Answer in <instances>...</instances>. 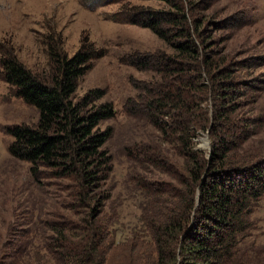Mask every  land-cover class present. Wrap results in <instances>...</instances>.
Masks as SVG:
<instances>
[{
    "label": "trees",
    "instance_id": "trees-1",
    "mask_svg": "<svg viewBox=\"0 0 264 264\" xmlns=\"http://www.w3.org/2000/svg\"><path fill=\"white\" fill-rule=\"evenodd\" d=\"M114 1L87 7L94 11ZM153 1L169 5L162 19L157 16L161 12H146L147 20L138 19L143 12L133 9L128 20L154 29L167 43L171 35L175 56L156 70L160 88L147 90L137 110L125 106V112L145 117L159 143L172 145L181 163L165 161L152 141L126 149V157L137 165L128 180L142 196L140 236L130 243L128 264H264V244L257 242L260 220L254 217L264 209V153L243 150L260 121L243 112L247 101L240 98L249 83L240 84L234 70L241 64L226 55L202 54L190 33L187 10L174 0ZM161 22L168 27L164 33L157 30ZM198 26L195 31L202 38ZM41 43L49 58L48 73L41 78L10 49L0 47L1 80L38 114L34 126L6 128L12 139L8 153L30 163L33 176L46 169V178L60 181L57 187L69 202L65 208L83 215L86 230L75 235L76 242L59 231L45 245L51 258L58 264H105L109 251L118 247L113 246L111 222L96 221L101 200L110 197L103 188L113 169L105 149L112 130L102 131L100 125L116 112L111 102H102L105 93L100 89L75 101L78 80L103 52L83 41L68 57L61 39L49 35ZM144 60L132 65L144 68ZM204 134L210 141L208 152L197 148ZM19 250L21 246L14 252Z\"/></svg>",
    "mask_w": 264,
    "mask_h": 264
},
{
    "label": "rangeland",
    "instance_id": "rangeland-1",
    "mask_svg": "<svg viewBox=\"0 0 264 264\" xmlns=\"http://www.w3.org/2000/svg\"><path fill=\"white\" fill-rule=\"evenodd\" d=\"M107 1L0 0V47L10 49L39 78L49 70V58L41 43L49 35L61 39V48L68 57L79 50L83 41L103 52L78 80L75 101L89 90L100 89L105 93L102 102H111L116 112L114 119L100 125L102 131L112 130L105 149L112 157L113 169L103 188L110 197L101 200L102 214L96 221L111 222L113 246L118 247L112 249L110 243L112 250L105 264H128L130 243L140 236L142 196L128 180L137 165L126 157V149L132 144L152 141L159 146L165 161L180 167L181 159L176 157L172 145L159 143L158 133L145 117L127 115L125 106L127 109L131 106L134 112L147 90L160 88L162 80L156 70L168 57L175 56V52L169 45L171 35L167 36V43L154 29L128 20L138 10L143 12L138 19L147 20L146 12H161L157 16L162 19L169 5L153 0H117L94 11L87 7ZM174 2L187 10L190 33L202 54L206 50L208 55L215 53L217 58L226 55L241 64L234 70L240 84L249 83L247 94L240 98V102L247 101L243 112L260 121L243 150L253 155L264 153V0ZM195 24L199 25L202 38L198 37ZM167 29L163 22L157 28L162 33ZM138 59H145L144 68L132 65ZM37 119L36 109L14 97L0 78V264H58L45 245L59 237V231L76 242L75 235L86 230L79 210L65 208L68 200L59 189L60 181L46 178L47 171L43 168L33 176L30 163L8 153L12 139L6 134V128L31 127ZM204 136L197 139V148L208 152L201 141ZM208 142L210 148L209 139ZM254 217L260 220L257 242L264 244V209ZM62 224H71L73 228L65 230ZM50 226L56 231H51ZM18 246L22 250L15 253Z\"/></svg>",
    "mask_w": 264,
    "mask_h": 264
},
{
    "label": "water",
    "instance_id": "water-1",
    "mask_svg": "<svg viewBox=\"0 0 264 264\" xmlns=\"http://www.w3.org/2000/svg\"><path fill=\"white\" fill-rule=\"evenodd\" d=\"M201 141L204 142L205 146L207 147V149H209V142H208V138L207 135L201 138ZM208 156V155H207Z\"/></svg>",
    "mask_w": 264,
    "mask_h": 264
}]
</instances>
